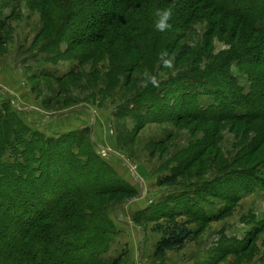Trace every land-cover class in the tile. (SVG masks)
<instances>
[{
  "label": "trees",
  "instance_id": "obj_1",
  "mask_svg": "<svg viewBox=\"0 0 264 264\" xmlns=\"http://www.w3.org/2000/svg\"><path fill=\"white\" fill-rule=\"evenodd\" d=\"M29 1L41 13L44 50L58 54L65 42L68 52L84 49L79 67L108 58L115 72L142 74V91L119 107L131 102L143 125L160 119L218 124L205 131L183 167L161 178L159 186L174 188L180 180L200 176L194 166L204 156L218 162L221 122L233 123L229 126L236 136L255 134L231 166L252 163L250 168H223L194 192L184 188L150 211L146 222H156L151 231L160 237L155 263L183 249L210 223L229 219L243 196L258 191L264 197V0ZM158 10L171 11L164 31L156 28ZM200 24L206 26L201 42L190 43ZM216 39L228 49L213 54ZM168 54L181 70L157 78L155 69L168 61ZM233 68L246 77L247 93ZM75 76L70 72L57 82H76ZM202 98L210 100L207 106ZM8 151L12 162H2ZM136 197L137 191L100 158L86 132L46 139L32 134L9 103L5 114L0 112V264H122L126 251L106 258L118 236L108 210ZM211 202L223 208L215 212L201 206ZM143 215L132 219L137 227L142 228ZM263 232L264 217L242 243L231 250L223 246L217 257L247 253Z\"/></svg>",
  "mask_w": 264,
  "mask_h": 264
},
{
  "label": "rangeland",
  "instance_id": "obj_2",
  "mask_svg": "<svg viewBox=\"0 0 264 264\" xmlns=\"http://www.w3.org/2000/svg\"><path fill=\"white\" fill-rule=\"evenodd\" d=\"M32 4L29 0H0V112L5 114L9 103L32 134L38 133L46 139H57L75 131L86 132L100 158L120 180L137 191L135 199L113 204L108 210L118 236L106 258H116L126 251L122 264H264V232L256 237L247 253L217 257L223 246L233 248L259 227L264 217V197L258 191L243 196L232 208L229 219L210 223L183 249L168 253L162 263H155L159 259L154 258L153 252L160 237L151 231L156 222H146L150 211L184 188L194 192L198 184L212 180L213 173L223 168L232 170L229 168L247 166L238 163L231 167L255 134L249 132L244 138L236 136L230 129L233 123L221 122L218 162L210 157L213 149L207 150L205 155L210 160L206 161L204 156L203 161L201 159L194 166L200 176L186 182L180 180L174 188L159 186L161 178L183 167L188 151L204 139L205 131L212 132L218 124L194 122L186 125L177 120L164 122L160 119L157 122L148 120L143 125L137 113L131 111V102L128 108L119 107L122 101L131 100L134 94L142 91L146 84L142 74L136 72L131 76V72L130 75L124 71L115 72L108 58L89 60L79 67L77 58L84 49L68 52L65 42L59 45L58 54L44 50L45 38L40 37L41 13ZM205 28V24L197 25V34L190 43L201 42ZM213 49V54H217L228 47L216 39ZM168 57L166 63L157 65V78L173 76L181 70V66H174V55L168 54ZM70 72L76 74V82L68 79L57 82ZM232 73L247 93L250 86L246 77L236 68ZM200 102L207 106L210 100L202 98ZM9 152L2 157V162H12ZM202 175L205 178L200 180ZM211 203L201 206L217 212L221 204ZM140 212L144 213L145 220L141 229L132 221ZM190 229L197 227L191 225Z\"/></svg>",
  "mask_w": 264,
  "mask_h": 264
},
{
  "label": "clouds",
  "instance_id": "obj_3",
  "mask_svg": "<svg viewBox=\"0 0 264 264\" xmlns=\"http://www.w3.org/2000/svg\"><path fill=\"white\" fill-rule=\"evenodd\" d=\"M157 15L161 16L160 21L156 24L157 30L164 31L167 27H170V25L166 23L171 17L170 10H165L162 13L158 10ZM153 83H155V80H153Z\"/></svg>",
  "mask_w": 264,
  "mask_h": 264
},
{
  "label": "crops",
  "instance_id": "obj_4",
  "mask_svg": "<svg viewBox=\"0 0 264 264\" xmlns=\"http://www.w3.org/2000/svg\"><path fill=\"white\" fill-rule=\"evenodd\" d=\"M137 228L141 229L140 227H137Z\"/></svg>",
  "mask_w": 264,
  "mask_h": 264
}]
</instances>
